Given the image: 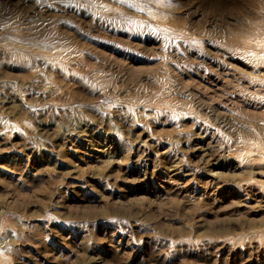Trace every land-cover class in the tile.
Here are the masks:
<instances>
[{
	"label": "rangeland",
	"instance_id": "1",
	"mask_svg": "<svg viewBox=\"0 0 264 264\" xmlns=\"http://www.w3.org/2000/svg\"><path fill=\"white\" fill-rule=\"evenodd\" d=\"M0 264H264V0H0Z\"/></svg>",
	"mask_w": 264,
	"mask_h": 264
},
{
	"label": "bare ground",
	"instance_id": "2",
	"mask_svg": "<svg viewBox=\"0 0 264 264\" xmlns=\"http://www.w3.org/2000/svg\"><path fill=\"white\" fill-rule=\"evenodd\" d=\"M5 98V97H4ZM10 99V98H9ZM3 105V104H2ZM4 106V105H3ZM91 126V125H90ZM85 127V126H84ZM83 127V128H84ZM87 127V126H86ZM80 129V128H79ZM85 129V128H84ZM94 129V128H93ZM75 130V129H74ZM87 131V130H86ZM198 131V130H197ZM196 131V132H197ZM77 131H75V133H76ZM199 132V131H198ZM206 132V131H205ZM208 132V131H207ZM76 134H78V133H76ZM198 135H200V134H198ZM205 135V134H204ZM69 136V135H68ZM210 136V135H209ZM65 138V137H64ZM75 138V137H74ZM73 139V138H72ZM191 139V138H190ZM76 140V139H75ZM216 140V139H215ZM74 142V141H73ZM137 144V143H136ZM186 145V144H185ZM197 145V144H196ZM145 149V148H144ZM200 151H201V149H200ZM203 151V150H202ZM201 151V152H202ZM178 152V151H177ZM193 152V151H192ZM170 153V152H169ZM180 154V153H179ZM163 156V155H162ZM179 156V155H178ZM168 157H169V154H168ZM174 161H176V160H174ZM212 162V161H211ZM182 165V164H181ZM168 167V166H167ZM183 167V166H182ZM189 167V166H188ZM175 170V169H174ZM184 172V171H183ZM186 172V171H185ZM177 173V172H176ZM191 173V172H190ZM170 175V174H169ZM180 175V174H179ZM183 176V175H182ZM169 178V177H168ZM184 178V177H183ZM171 179V178H170ZM174 179V178H173ZM184 180V179H183ZM179 181V180H178ZM174 186V185H173Z\"/></svg>",
	"mask_w": 264,
	"mask_h": 264
}]
</instances>
